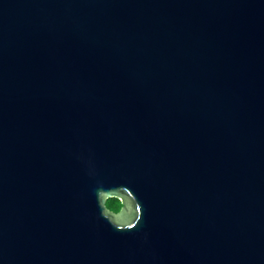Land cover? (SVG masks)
Instances as JSON below:
<instances>
[{
  "label": "water",
  "instance_id": "1",
  "mask_svg": "<svg viewBox=\"0 0 264 264\" xmlns=\"http://www.w3.org/2000/svg\"><path fill=\"white\" fill-rule=\"evenodd\" d=\"M0 264H264V0H0Z\"/></svg>",
  "mask_w": 264,
  "mask_h": 264
},
{
  "label": "clouds",
  "instance_id": "2",
  "mask_svg": "<svg viewBox=\"0 0 264 264\" xmlns=\"http://www.w3.org/2000/svg\"><path fill=\"white\" fill-rule=\"evenodd\" d=\"M129 195L131 196V193H129ZM132 199H133V202L135 203V217L134 218L128 217V219H130L131 221L130 223L126 221L114 220L108 216V213L105 211V208H111L112 207L111 202H108L105 205H101L98 203L100 210H101L100 215L106 218L111 223V225H113L116 229H119V230L129 229L133 227L134 225H136L137 221L139 220L141 216V209H140L137 199L135 197H133Z\"/></svg>",
  "mask_w": 264,
  "mask_h": 264
},
{
  "label": "trees",
  "instance_id": "3",
  "mask_svg": "<svg viewBox=\"0 0 264 264\" xmlns=\"http://www.w3.org/2000/svg\"><path fill=\"white\" fill-rule=\"evenodd\" d=\"M108 202H111L112 207L110 209L113 210V211H116L117 212L122 207L121 201L119 199H117V198H110V199L107 200L106 204Z\"/></svg>",
  "mask_w": 264,
  "mask_h": 264
}]
</instances>
